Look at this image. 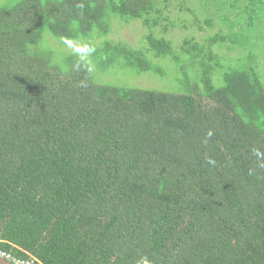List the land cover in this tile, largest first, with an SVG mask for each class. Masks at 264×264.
Wrapping results in <instances>:
<instances>
[{
    "label": "trees",
    "instance_id": "16d2710c",
    "mask_svg": "<svg viewBox=\"0 0 264 264\" xmlns=\"http://www.w3.org/2000/svg\"><path fill=\"white\" fill-rule=\"evenodd\" d=\"M172 1L0 0V251L35 264H264V68L222 69L253 59L264 0H207V13L190 0L184 28H220L179 48L165 36L179 25ZM139 20L141 48L114 37L116 21ZM165 67L182 88L170 75L101 79Z\"/></svg>",
    "mask_w": 264,
    "mask_h": 264
},
{
    "label": "rangeland",
    "instance_id": "374dc122",
    "mask_svg": "<svg viewBox=\"0 0 264 264\" xmlns=\"http://www.w3.org/2000/svg\"><path fill=\"white\" fill-rule=\"evenodd\" d=\"M189 1L190 0H185V3H184V0H173L169 7V13L171 14V19L175 22H178L179 25L169 28L167 32L165 33V36L172 39L175 45L174 47L176 48L180 47L183 41L184 35H189V36L195 35L199 41H204L205 37H207L208 35L215 34L220 28V24L218 21L217 23H215L214 27L211 28V27L205 26L204 30H200L195 25H191V26L188 25L189 29L184 28L182 25L183 21L181 20L179 22V18H177V16H180L181 18L183 16V18L193 19V15L192 13H186V14L181 13L180 8H182V6L184 8H187L189 6L191 9L197 10L195 9L196 5L193 6L192 4H190ZM196 4L201 9L200 10L201 12L207 13L208 11L207 0H196ZM203 16L204 15L199 13L200 18H202ZM163 22L165 23V21ZM262 23H263L262 27L259 28L258 31L256 32V36L254 37L255 40H252L251 49H253V53H254L253 59L246 57L247 52L244 51L246 53L243 56L237 57L236 55H234L233 58L224 60V65L222 66V69L226 66L227 68L228 66L240 67V66L249 65L251 63L253 65H257L259 67V71H261V69L264 68V64L261 61V56H259L258 54L260 51L258 47H261V45L264 44V22ZM115 25H114L115 31L113 33L114 37L125 39L131 46L135 48H141L142 43L143 45H145V43L143 42V39H144V35L148 33V29L143 25L142 21L140 20L132 21L130 23H124V24H121L119 21H116ZM154 30L157 34H159L162 31V26H158ZM46 39L49 45H52V47L56 48V46H58L59 48H61L62 44L58 43V41L55 40V38L53 39L47 34ZM42 45L43 47H49V45L46 44L45 39L43 40ZM68 47L72 49L71 51L82 52L83 42H74L71 46H68ZM239 50L241 51L242 49H239ZM230 52L231 54H233L232 51ZM222 73L213 77L214 82L217 85H221L223 83V76L221 75ZM169 75L172 76L176 82V86H174L173 89L175 88L179 89V87L182 88V83L184 82V78L182 74L181 75L179 73L175 74L172 70H170L169 67H165L163 75H157V73H153V72L151 73L143 72V73L138 74L130 69L122 70V69L114 68L112 69L111 73L102 75L101 79L105 80L106 82H110V83L118 84V85L156 87L155 84H159L161 81L160 77L164 78V81L162 82H169L171 84H175L173 80L166 79ZM263 80H264V74H263Z\"/></svg>",
    "mask_w": 264,
    "mask_h": 264
},
{
    "label": "built area",
    "instance_id": "2783aa9c",
    "mask_svg": "<svg viewBox=\"0 0 264 264\" xmlns=\"http://www.w3.org/2000/svg\"><path fill=\"white\" fill-rule=\"evenodd\" d=\"M0 257H3L15 264H35L34 261H24L20 260L17 257L11 255L10 253H7L5 251H0Z\"/></svg>",
    "mask_w": 264,
    "mask_h": 264
},
{
    "label": "water",
    "instance_id": "95a60500",
    "mask_svg": "<svg viewBox=\"0 0 264 264\" xmlns=\"http://www.w3.org/2000/svg\"><path fill=\"white\" fill-rule=\"evenodd\" d=\"M0 264H15V263H13V262H11V261L3 258V257H0Z\"/></svg>",
    "mask_w": 264,
    "mask_h": 264
}]
</instances>
